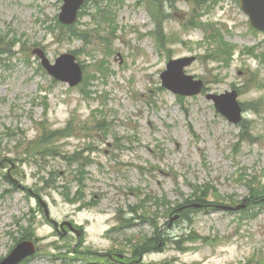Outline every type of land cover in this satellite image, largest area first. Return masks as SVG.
I'll return each mask as SVG.
<instances>
[{"label":"rangeland","instance_id":"rangeland-1","mask_svg":"<svg viewBox=\"0 0 264 264\" xmlns=\"http://www.w3.org/2000/svg\"><path fill=\"white\" fill-rule=\"evenodd\" d=\"M114 1L112 19L117 28L110 44L104 39L107 24L83 15L78 28L90 32L86 36L89 45L82 50L81 41L57 42L47 29L58 17L61 0H0V36L8 34L16 41L24 35L30 41L29 51L43 50L50 63L63 53L78 51L76 57L84 60L85 76L91 81L90 86L79 90L52 83L38 57L32 54L29 63L20 55L0 63V157L4 153L9 159L22 160L14 165L7 163L12 170L18 169V175L10 174L18 189H12L0 174V260L17 238L25 237L24 231L35 232L42 251H52L54 243L62 250L70 245L76 251L88 248L99 255L122 250L128 259L135 246L134 237L151 233V229L136 223L124 231L110 229L116 225L119 209L133 217L128 213L137 201V189L166 193L173 203L181 202L179 194L190 193L185 178L197 185L214 186L218 192L211 191L209 200L213 203L235 205L248 194L247 188L240 185L241 172L255 176L264 187V64L240 53L243 47L258 45L253 53L264 56V37L249 30L238 3L218 0L210 11L204 10L201 19L214 27L193 28L183 26L191 18L193 2ZM209 5L211 2L206 0L204 6ZM160 9L162 15H168L162 22ZM88 12L98 14L92 7ZM194 22L199 23L197 19ZM155 26L160 50L148 35ZM220 31L227 42L236 46L226 51L233 57L228 68H218L214 62L199 58L204 52L215 51ZM94 34H99L100 41ZM204 36L211 42L209 49L204 45ZM188 56L198 59L187 73L210 82V93L230 91L231 84L239 88L252 77L238 96L239 103L245 104L243 119L253 137L251 141L237 145L242 134L239 127L220 116L203 94L184 98L180 105L176 96L161 86L160 73L168 59ZM95 61L104 62L107 71L97 69L101 64L93 67ZM97 106L101 113L93 111ZM105 111L110 113L108 120L114 121L117 136L124 137L122 143L132 149L116 150L112 135L96 132L94 118ZM67 122L74 129L70 137L52 139L53 130L62 129ZM41 133L42 145L34 148L30 143ZM87 145L96 150L91 154L88 171L72 167L63 159V155ZM174 172L182 177L177 185ZM35 193L44 206L38 204ZM94 196L97 200L92 201L90 209L78 210L81 201H90ZM238 216L213 208L191 211L186 219L174 220L164 231L177 238L188 233L190 227L191 232L207 240L199 237L185 244L183 252L168 245L163 251L145 255L143 263L264 264V210L243 220ZM18 220H26L18 227L19 235L12 229ZM166 220L169 218L162 222ZM53 222H73L82 227L83 240L74 232L64 233L59 227L55 230ZM26 264L87 263L63 262L40 254Z\"/></svg>","mask_w":264,"mask_h":264},{"label":"water","instance_id":"water-1","mask_svg":"<svg viewBox=\"0 0 264 264\" xmlns=\"http://www.w3.org/2000/svg\"><path fill=\"white\" fill-rule=\"evenodd\" d=\"M62 12L59 16L61 22L69 24L75 21L76 12L83 3V0H63ZM242 10L249 16L250 24L264 32V0H242L240 3ZM42 58L44 68L57 80L67 82L70 86L77 85L81 80V71L74 62V58L69 55L60 57L56 64L51 66L39 53ZM193 61L192 58L170 61L167 70L162 73V84L173 93L192 96L199 94L202 89V82L193 81L192 77L183 74V68ZM217 110L231 122L240 120V108L236 103V93H226L215 96L208 95ZM34 253V247L30 242L20 243L11 254L0 264H17L25 257Z\"/></svg>","mask_w":264,"mask_h":264},{"label":"trees","instance_id":"trees-1","mask_svg":"<svg viewBox=\"0 0 264 264\" xmlns=\"http://www.w3.org/2000/svg\"><path fill=\"white\" fill-rule=\"evenodd\" d=\"M57 29L59 30V34H62L64 32H68V31H74L73 27L71 28H66V27H62V26H57ZM76 32V31H75ZM75 34V33H74ZM13 46L12 42H9V40H7V38L5 40H1L0 41V55L5 54V53H11V48ZM222 53V52H221ZM222 58V57H221ZM40 140V139H39ZM39 140L30 143L34 148H38L39 146H41L42 144H40ZM38 150V149H37ZM2 159V157H0V160ZM83 166H85V164H82ZM248 188H249V193L250 196L247 200L248 203H257V204H262L264 202V190L261 187V185H259L258 183H256V179L249 182L248 184ZM205 192L202 190V188H195L194 192H193V197H195L196 201L198 199V201H203L205 198ZM158 207V206H157ZM164 209V207H163ZM170 211H172L171 208L167 207L164 211L165 214H168ZM152 217L149 216L148 220H150L152 226H153V234L150 237H143L142 240L140 242H138L136 248L134 249V253L136 256H139L141 253L144 254L145 252L152 250V249H157L158 245L160 244L161 239H164V235L161 232V227L158 223L157 218L159 217L158 215V209L155 210V212L151 213ZM24 236L27 237L28 232H24ZM163 264H169V263H163Z\"/></svg>","mask_w":264,"mask_h":264}]
</instances>
